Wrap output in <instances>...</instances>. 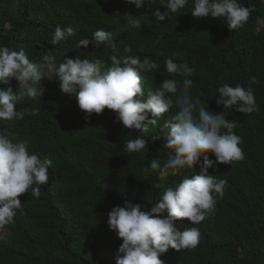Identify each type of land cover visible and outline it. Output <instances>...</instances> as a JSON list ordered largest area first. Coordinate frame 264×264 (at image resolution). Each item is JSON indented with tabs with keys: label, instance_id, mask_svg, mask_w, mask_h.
Instances as JSON below:
<instances>
[{
	"label": "trees",
	"instance_id": "trees-1",
	"mask_svg": "<svg viewBox=\"0 0 264 264\" xmlns=\"http://www.w3.org/2000/svg\"><path fill=\"white\" fill-rule=\"evenodd\" d=\"M165 2L149 0L137 9L125 0H0V46L23 49L33 62L51 54L57 67L65 56L77 55L100 58L109 67L113 50L108 44L90 43L87 48L77 44L80 39L91 40L98 29L111 31L120 57L136 55L159 65L141 74L145 94L164 79L182 84L183 75L166 70L165 61L171 58L191 68L190 95L199 97L213 114L229 111L216 101L218 88L225 83L247 88L255 76L257 83L251 87L258 111L226 114L237 121L234 131L242 138L244 158L209 168V174L227 181L224 196L216 198L214 214L196 225L187 218L176 221L181 230L199 229L198 246L169 248L160 259L164 264H264V0H238L252 11L243 27L231 31L222 18L194 17L193 0L183 13L157 21L153 11H165ZM125 13L139 19L142 27L131 28ZM57 25L73 27L76 35L52 45ZM125 47L131 51L125 52ZM55 75L49 71V78L41 79L42 98L25 97L18 104V110L25 112L22 120L11 127L0 121V130L28 140L30 153L52 162L39 197L32 195L31 188L21 194L22 211L14 223L0 229V264H115L122 239L109 228L107 213L125 200L150 211L167 187L184 178L143 171L151 159H158L162 167L173 154L164 148L163 125L177 110L175 101L182 88L178 85V92L170 94L174 106L158 124L138 132L125 128L107 108L86 120L76 96L63 93ZM11 84L17 86L15 79ZM137 136L147 139V148L127 153L126 141ZM199 168L197 164L195 170L186 169L184 175L191 178Z\"/></svg>",
	"mask_w": 264,
	"mask_h": 264
},
{
	"label": "clouds",
	"instance_id": "clouds-1",
	"mask_svg": "<svg viewBox=\"0 0 264 264\" xmlns=\"http://www.w3.org/2000/svg\"><path fill=\"white\" fill-rule=\"evenodd\" d=\"M126 3L142 9L149 0H125ZM189 0H166L162 5L166 9H156L153 16L157 21H165L188 5ZM191 13L197 18H222L227 27L236 30L244 26L251 7L244 6L238 0H193ZM133 29L142 27L139 19L132 14H123ZM76 35L73 27L61 28L57 25L51 39L56 45ZM115 33L98 29L91 40L84 38L78 41L77 47L87 48L90 43L94 47L108 44L113 55L111 65L105 66L100 58L80 55L64 57L59 66H55V58L48 53L43 54L40 62H33L23 49L19 51L7 46H0V121L22 120L25 112L18 110V104L25 99L42 98L45 89L39 87L42 78H49L48 72L54 71L55 78L60 81V89L69 96L75 95L79 108L85 113V119L92 114H102L105 108L114 112L117 121L127 129L147 132L149 126H156L163 115L173 108L174 102L170 94L182 92L175 101L177 110L171 120L165 122L167 129L164 148L172 149L161 167L158 159H151L150 167L144 168L146 175L159 171L161 177L184 178L167 187L160 198L152 204L150 211L144 206L127 200L123 206H114L107 213L109 228L122 239L119 245L115 264H164L160 257L169 248L194 249L200 242V232L196 227L181 230L176 221L187 218L190 224L202 222L206 216L214 214L216 198L225 194L227 181L209 174V168L220 163L231 164L242 160L244 153L239 146L243 143L234 129L237 121L227 118V113L240 112L250 115L258 111L255 95L251 85L257 83L252 76L249 87L237 83L234 87L225 83L218 88V104L229 110L213 114L205 108L199 97L193 99L189 89L193 81L191 68L178 65L171 58L165 61L168 73L183 75L182 84L176 79H164L159 87L145 94L142 85V73H151L159 65L136 55L120 57L119 49L112 43ZM125 52L131 49L125 47ZM15 79L14 88L11 81ZM29 141L20 140L0 130V229L14 223L18 212L22 211L19 196L31 188L32 195L39 197L40 186L49 180L48 170L51 160L40 158L29 152ZM147 139L137 136L125 143L127 153H141L147 148ZM209 153L215 160L209 158ZM201 157L203 162L201 163ZM199 164V172L191 178L184 175L186 169L195 170ZM163 187V185H157ZM166 213V215H164Z\"/></svg>",
	"mask_w": 264,
	"mask_h": 264
}]
</instances>
